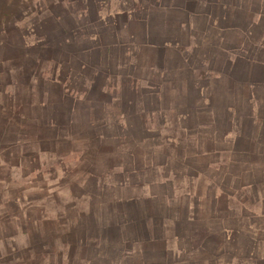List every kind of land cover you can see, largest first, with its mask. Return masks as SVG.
<instances>
[{"label":"rangeland","instance_id":"1","mask_svg":"<svg viewBox=\"0 0 264 264\" xmlns=\"http://www.w3.org/2000/svg\"><path fill=\"white\" fill-rule=\"evenodd\" d=\"M0 264H264V0H0Z\"/></svg>","mask_w":264,"mask_h":264}]
</instances>
